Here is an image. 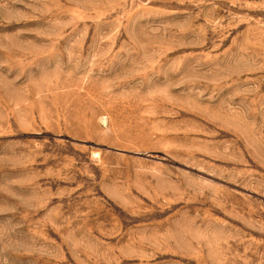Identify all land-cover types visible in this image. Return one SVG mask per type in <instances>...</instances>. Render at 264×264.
Instances as JSON below:
<instances>
[{"label": "rangeland", "instance_id": "obj_1", "mask_svg": "<svg viewBox=\"0 0 264 264\" xmlns=\"http://www.w3.org/2000/svg\"><path fill=\"white\" fill-rule=\"evenodd\" d=\"M0 264H264V0H0Z\"/></svg>", "mask_w": 264, "mask_h": 264}]
</instances>
